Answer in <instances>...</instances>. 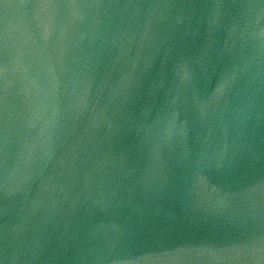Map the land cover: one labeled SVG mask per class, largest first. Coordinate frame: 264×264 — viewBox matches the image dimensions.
Instances as JSON below:
<instances>
[{"label": "water", "instance_id": "1", "mask_svg": "<svg viewBox=\"0 0 264 264\" xmlns=\"http://www.w3.org/2000/svg\"><path fill=\"white\" fill-rule=\"evenodd\" d=\"M0 264H264V0H0Z\"/></svg>", "mask_w": 264, "mask_h": 264}]
</instances>
